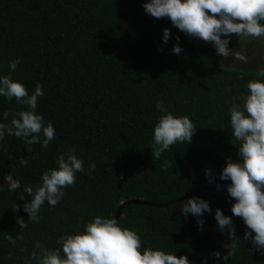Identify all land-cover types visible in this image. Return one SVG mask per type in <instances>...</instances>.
Here are the masks:
<instances>
[{
	"label": "trees",
	"instance_id": "obj_1",
	"mask_svg": "<svg viewBox=\"0 0 264 264\" xmlns=\"http://www.w3.org/2000/svg\"><path fill=\"white\" fill-rule=\"evenodd\" d=\"M147 2L0 0V76L11 72L29 94L37 83L42 85L36 111L45 124L52 122L56 133L46 149L7 134L0 141V234L22 236L12 245L0 235V264H25L37 241L55 249L61 236L83 231L96 216L114 218L126 201L166 203L230 182L220 174L228 158H240L232 142L229 108L243 103L249 80L264 78L258 71L223 67L200 44L203 40L173 27L168 18L147 14ZM166 28L171 36L164 43ZM177 37L179 55L171 51ZM16 59L22 62L12 71L9 63ZM157 101L197 126L190 144L173 145L159 160L151 148L162 115ZM20 110L27 106L0 96V122L10 123ZM5 111L12 114L6 121ZM70 149L84 161L85 171L76 174L75 186L64 189L55 207L45 202L40 223L28 221L23 205L31 196L24 193L20 199L23 186L38 187L42 174L58 167V156ZM90 162L95 170H89ZM206 169L212 170L211 177ZM9 174L21 182L16 192L8 190ZM199 198L211 207L202 217L185 216L184 200L166 207L127 205L118 222L137 231L144 247L186 255L192 264H264V249L256 251L242 239L246 225L233 216L235 201L227 190ZM16 204L18 212L13 210ZM218 208L232 217L240 238L227 262L213 255L227 254L224 245L231 243L227 230H219ZM19 217L27 228H19ZM198 219L204 221L202 229Z\"/></svg>",
	"mask_w": 264,
	"mask_h": 264
},
{
	"label": "clouds",
	"instance_id": "obj_2",
	"mask_svg": "<svg viewBox=\"0 0 264 264\" xmlns=\"http://www.w3.org/2000/svg\"><path fill=\"white\" fill-rule=\"evenodd\" d=\"M144 9L154 18L170 19L173 27L188 36L213 43L222 58L232 57L245 63L248 61L243 52L229 48L233 34L240 40L264 38V0H149L144 4ZM170 36L171 30L164 29V43L169 41ZM171 51L176 55L182 52L179 37ZM21 62L19 59L10 61V69L15 71ZM257 75L264 78V68ZM247 90L248 94L240 98L243 103H233L229 108L232 142L235 141L233 144L238 146L237 156L240 159L234 161L228 158L220 179L231 181L227 187L229 198L235 201L231 212L233 216L242 218L246 225L242 239L251 242L256 251H260L264 249V81L249 80ZM43 95L39 83L34 92L29 94L23 83L12 79L11 72L0 76V96L9 101L15 99L18 104L27 106V110L17 111L14 115L9 111L3 112L5 121L10 115L12 119L10 123L0 122V141L7 134L23 139L28 145L48 147L56 133L52 122L45 124L43 115L36 111L38 97ZM156 107L162 115L154 126L151 148L154 158L159 160L161 154L173 145L190 144L197 126L188 116H175L169 112L160 101H157ZM28 151H32L31 147ZM20 163L27 166L28 162L21 158ZM56 163L58 167L45 171L42 183L35 189L31 185L22 188L20 180L14 179L11 174L5 177L9 191L16 192L22 188V200L24 193L31 196V200H26L23 205L29 216L28 221L40 223L42 217L39 212L45 202L55 207L64 197V189L75 186L76 174L85 171L84 161L75 155V149L61 153ZM95 167L94 162L88 165L89 170H95ZM206 174L211 177L212 170L206 169ZM19 209L18 204L13 208L17 212ZM206 211L211 212V207L208 201L199 197L190 198L181 205V212L185 216L192 214L202 217ZM215 219L221 232L227 230L231 243L224 245L228 249L227 254L215 252L213 255L227 262L235 256L240 238L236 237L231 216H225L218 208ZM197 223L202 229L204 221L198 219ZM17 224L20 229L28 227L22 217L17 219ZM83 229L75 234L61 236L56 241L59 247L55 249H49L37 241L30 257L25 258V264H32L33 261L36 264H192L186 255L177 256L144 247L137 231L122 227L116 218L96 216ZM0 235L12 245L22 240L19 234L15 238L6 232Z\"/></svg>",
	"mask_w": 264,
	"mask_h": 264
},
{
	"label": "rangeland",
	"instance_id": "obj_3",
	"mask_svg": "<svg viewBox=\"0 0 264 264\" xmlns=\"http://www.w3.org/2000/svg\"><path fill=\"white\" fill-rule=\"evenodd\" d=\"M227 38V37H225ZM205 49L209 50L223 67L240 69L243 71H259L264 68V38L253 40L251 38L241 39L232 35L229 43V48L234 51L243 52L247 58V63L235 60L232 57L222 58L217 54L213 43H200Z\"/></svg>",
	"mask_w": 264,
	"mask_h": 264
},
{
	"label": "water",
	"instance_id": "obj_4",
	"mask_svg": "<svg viewBox=\"0 0 264 264\" xmlns=\"http://www.w3.org/2000/svg\"><path fill=\"white\" fill-rule=\"evenodd\" d=\"M229 184H231V181L228 182L227 184L223 185V186H220L219 188H214V189H211V190H208V191L195 193V194H188V195L183 196L182 198H179V199L174 200V201L166 202V203H152V202H145V201H139V200H137V201H135V200L126 201V202L122 203L121 206L118 208V210L115 213L114 218L119 220L121 209L123 207L127 206V205H140V206H149V207L171 206V205L178 204V203H180V202H182L184 200H188V199L193 198V197L208 196V195H211V194L216 193V192L225 191V190H227V187H228Z\"/></svg>",
	"mask_w": 264,
	"mask_h": 264
}]
</instances>
